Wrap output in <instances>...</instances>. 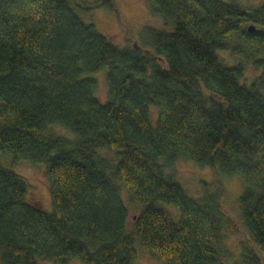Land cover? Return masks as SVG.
Listing matches in <instances>:
<instances>
[{
    "label": "trees",
    "instance_id": "1",
    "mask_svg": "<svg viewBox=\"0 0 264 264\" xmlns=\"http://www.w3.org/2000/svg\"><path fill=\"white\" fill-rule=\"evenodd\" d=\"M146 2L174 25L146 29L152 51L114 44L76 11L115 8L113 0H0V264H133L135 238L163 264H226L227 255L231 264H264V2ZM219 49L238 64H222ZM249 65L261 72L247 87ZM104 67L101 102L93 74ZM5 154L44 164L50 212L28 200L29 184ZM179 158L241 175L249 242L238 257L226 246L238 227L219 194L193 198L165 173ZM122 190L141 206L132 232Z\"/></svg>",
    "mask_w": 264,
    "mask_h": 264
},
{
    "label": "rangeland",
    "instance_id": "2",
    "mask_svg": "<svg viewBox=\"0 0 264 264\" xmlns=\"http://www.w3.org/2000/svg\"><path fill=\"white\" fill-rule=\"evenodd\" d=\"M82 1L93 3L97 0ZM221 1L235 3L244 9L258 7L264 2V0ZM113 2L115 8L105 4L91 10H84L78 7L76 11L85 23L94 24L101 34L105 35L111 42L120 47H133L136 43L145 51H152V45L147 37L146 29L148 27H153L159 30L172 31L174 28L172 23H166L160 17L154 15L150 11L146 0H113ZM217 56L219 61L227 66L236 65L239 62L237 58L232 56L229 50L219 49L217 51ZM106 72L107 67H104L93 74L98 80V87L95 91V95L101 102L107 99ZM260 72V68L251 65L246 66L240 83L250 87L259 76ZM149 113L151 123L155 124L157 109L154 106H150ZM51 130H55L59 136L69 139L75 138L74 133L62 126H52ZM102 155H104L109 162L117 160V154L114 151H103ZM1 160L6 165L13 167L18 174L27 180L29 184L28 200H37L43 210L50 212L52 210V205L49 196L48 179L44 172V164H33L26 160L12 162V157L9 154H5ZM165 173L178 181L187 195L193 198H199L205 193L216 192L219 194V202L222 206V210L233 218L238 227L237 232L229 234L226 239L227 248L234 254V257H238L239 244L243 241L249 242L247 229L243 224L240 209V197L244 191V183L241 175L238 172L231 176L216 175L209 166H200L184 158H179L173 166L166 167ZM121 198L128 209L126 227L129 232H132L133 220L135 215L140 211L141 206H134L129 203L124 190L121 191ZM158 205L165 209L173 220H178L180 218V211L177 205L162 201L158 202ZM134 247L137 251V256L133 264H163L160 260L148 255L142 249L136 238L134 239ZM232 260L233 256L228 255L223 259L226 264H231ZM67 264L85 263L78 257H74Z\"/></svg>",
    "mask_w": 264,
    "mask_h": 264
},
{
    "label": "water",
    "instance_id": "3",
    "mask_svg": "<svg viewBox=\"0 0 264 264\" xmlns=\"http://www.w3.org/2000/svg\"><path fill=\"white\" fill-rule=\"evenodd\" d=\"M249 30L251 31V30H254V27L251 25V26H249ZM138 45L135 43L134 44V47H137Z\"/></svg>",
    "mask_w": 264,
    "mask_h": 264
}]
</instances>
